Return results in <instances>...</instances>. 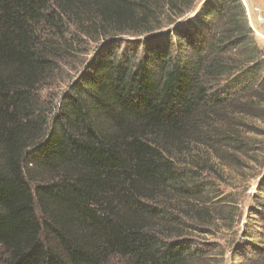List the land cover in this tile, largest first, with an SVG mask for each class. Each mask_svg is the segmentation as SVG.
Here are the masks:
<instances>
[{"label": "trees", "instance_id": "trees-1", "mask_svg": "<svg viewBox=\"0 0 264 264\" xmlns=\"http://www.w3.org/2000/svg\"><path fill=\"white\" fill-rule=\"evenodd\" d=\"M89 42L53 110L42 89ZM231 113L264 121V50L243 0H0L6 264H209L202 212L177 202L214 190L185 165L190 142L264 153ZM257 218L231 264H264Z\"/></svg>", "mask_w": 264, "mask_h": 264}, {"label": "rangeland", "instance_id": "rangeland-1", "mask_svg": "<svg viewBox=\"0 0 264 264\" xmlns=\"http://www.w3.org/2000/svg\"><path fill=\"white\" fill-rule=\"evenodd\" d=\"M243 1L247 7L254 37L264 50V0ZM202 2L196 10L202 6ZM146 36L145 32H142L130 37H120L126 40H143ZM96 46L95 42H89L88 51L80 59L73 60L70 64H62L63 69L57 77L55 75L45 84L42 97L51 104L53 110L57 108L60 96L69 83L75 81L84 71L87 62L94 55ZM231 115L237 121H247L255 128L251 132H244V128L237 129L250 143L258 145L259 142H264V121L246 118L238 113ZM185 165L195 169L206 182L213 185L214 190L206 201L194 198L179 200L177 212L200 210L204 218L201 221L206 227L197 239L214 249L206 257L207 263L231 264L232 252L245 224L254 225L258 222L257 216L264 215V195H261L258 189L264 178V153L258 151L252 156H246L225 147L212 148L202 143L190 142ZM6 260L7 255L0 246V264H6Z\"/></svg>", "mask_w": 264, "mask_h": 264}]
</instances>
